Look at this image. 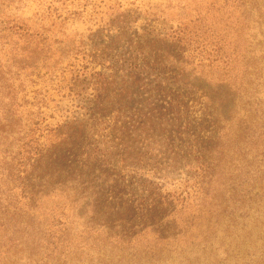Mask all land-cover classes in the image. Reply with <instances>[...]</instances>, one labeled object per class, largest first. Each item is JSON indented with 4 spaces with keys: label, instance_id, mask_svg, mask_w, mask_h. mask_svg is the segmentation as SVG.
<instances>
[{
    "label": "rangeland",
    "instance_id": "1",
    "mask_svg": "<svg viewBox=\"0 0 264 264\" xmlns=\"http://www.w3.org/2000/svg\"><path fill=\"white\" fill-rule=\"evenodd\" d=\"M239 1L0 0V264L255 262L195 192L249 82L177 41L191 21L248 56Z\"/></svg>",
    "mask_w": 264,
    "mask_h": 264
},
{
    "label": "trees",
    "instance_id": "2",
    "mask_svg": "<svg viewBox=\"0 0 264 264\" xmlns=\"http://www.w3.org/2000/svg\"><path fill=\"white\" fill-rule=\"evenodd\" d=\"M227 1L232 4L235 2ZM240 5L248 25L254 16L253 23L264 31V0H240L237 6ZM190 24L191 21L180 27L177 41L181 49L188 51L194 44L203 45L202 51L199 50L202 53L200 56L204 54L215 63L221 62L227 71L226 75L234 76L235 79L240 77L250 85L245 92L246 100L242 103L244 115L239 119L235 116L232 118V122L237 125L234 128L240 133L238 140L234 139L231 143L219 140L203 151L202 159H208V162L201 172L200 185L195 187V192L202 195L199 210L210 214L211 218L216 217V213L219 218L226 216L229 219L225 236L228 254L235 255L238 251L253 249L256 258L253 264H264V34L259 43L248 41L249 55L245 56L239 55L240 51L236 47L233 49L238 54L229 52L231 45L219 36L214 38V34L192 42ZM233 26L235 24L231 23L227 35L234 30L230 28ZM238 31L239 28L236 33ZM231 82H234L232 78ZM16 121V117L11 118L7 126L12 127ZM217 145L218 148L214 150ZM39 146V138L31 128L22 147L27 153L38 150ZM244 165L249 169V172L247 168L244 171L248 176H240ZM248 261L251 263L253 260Z\"/></svg>",
    "mask_w": 264,
    "mask_h": 264
}]
</instances>
